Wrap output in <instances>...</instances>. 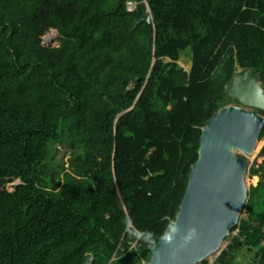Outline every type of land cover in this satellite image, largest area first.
Segmentation results:
<instances>
[{"label": "trees", "instance_id": "trees-1", "mask_svg": "<svg viewBox=\"0 0 264 264\" xmlns=\"http://www.w3.org/2000/svg\"><path fill=\"white\" fill-rule=\"evenodd\" d=\"M127 1L0 0V264H146L204 122L239 105L233 73L264 88V0ZM258 156L246 217L202 264H264Z\"/></svg>", "mask_w": 264, "mask_h": 264}, {"label": "water", "instance_id": "water-1", "mask_svg": "<svg viewBox=\"0 0 264 264\" xmlns=\"http://www.w3.org/2000/svg\"><path fill=\"white\" fill-rule=\"evenodd\" d=\"M151 23L149 9L139 13L132 30ZM252 67L233 73L225 93L239 105L217 110L204 122L197 160L171 227L151 247L146 264H202L222 250L236 228L248 198L249 162L264 128V88ZM17 181L8 185L15 188ZM86 254L82 264H90Z\"/></svg>", "mask_w": 264, "mask_h": 264}, {"label": "rangeland", "instance_id": "rangeland-1", "mask_svg": "<svg viewBox=\"0 0 264 264\" xmlns=\"http://www.w3.org/2000/svg\"><path fill=\"white\" fill-rule=\"evenodd\" d=\"M56 37H57L56 31L51 30V31H49L47 34H45L42 37V40H43V43H45V44H48V43L55 44L56 41H54V40L56 39ZM231 105H234V104H231ZM263 142L264 141L258 142V145H257V147L255 149V152L251 156L243 154L242 152H239V154L242 155L249 162L248 169L252 165V163L260 164L262 162L263 158L258 156V152H259ZM248 169H247V173H246V184H247L248 191H249V187L250 186H255L260 178H259V176L249 177ZM241 215L246 217V214H244V210H243ZM233 234H236V232L234 231ZM228 240L229 239H227V240L225 239L221 249H223L226 246V244L228 243ZM220 251H218L217 253H215L211 257H209L206 261H209V263H212L214 261V259L219 255Z\"/></svg>", "mask_w": 264, "mask_h": 264}, {"label": "built area", "instance_id": "built-area-1", "mask_svg": "<svg viewBox=\"0 0 264 264\" xmlns=\"http://www.w3.org/2000/svg\"><path fill=\"white\" fill-rule=\"evenodd\" d=\"M127 8L128 10H132L134 8V3L131 1L127 2ZM263 231H264V227H263Z\"/></svg>", "mask_w": 264, "mask_h": 264}, {"label": "clouds", "instance_id": "clouds-1", "mask_svg": "<svg viewBox=\"0 0 264 264\" xmlns=\"http://www.w3.org/2000/svg\"><path fill=\"white\" fill-rule=\"evenodd\" d=\"M129 1H131V2H133L134 3V8L132 9V10H135L136 9V2L135 1H133V0H128L127 2H129ZM145 1V0H144ZM248 169V168H247Z\"/></svg>", "mask_w": 264, "mask_h": 264}]
</instances>
